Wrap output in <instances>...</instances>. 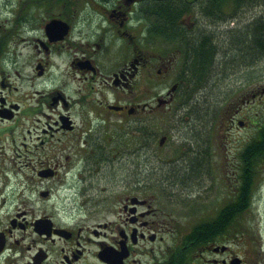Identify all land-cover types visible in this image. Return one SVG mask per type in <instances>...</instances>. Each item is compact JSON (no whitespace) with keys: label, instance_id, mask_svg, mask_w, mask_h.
<instances>
[{"label":"flooded vegetation","instance_id":"flooded-vegetation-1","mask_svg":"<svg viewBox=\"0 0 264 264\" xmlns=\"http://www.w3.org/2000/svg\"><path fill=\"white\" fill-rule=\"evenodd\" d=\"M172 1L0 0V264H264L249 212L264 88L235 110L255 155L237 153L236 184L208 200L167 181L137 128L177 99L181 35L211 31L198 10L168 18Z\"/></svg>","mask_w":264,"mask_h":264},{"label":"rangeland","instance_id":"rangeland-1","mask_svg":"<svg viewBox=\"0 0 264 264\" xmlns=\"http://www.w3.org/2000/svg\"><path fill=\"white\" fill-rule=\"evenodd\" d=\"M259 9H249L251 21L264 19V13H259ZM243 10L245 11V9ZM239 20L244 22V18ZM201 21L206 22L204 19H201ZM215 26V29L210 27L211 30L219 31L227 26V24L224 23L220 26L216 23ZM228 27L231 26L229 25ZM181 67L186 69L184 64H182ZM225 71L223 73L224 77L220 78L218 76L214 81L218 79V81L222 83V89L221 91L218 89V92L221 94L220 92L223 91L224 87L227 98L226 105L218 114L215 121H213L214 125H202L201 127L196 126V128L194 126L193 129L199 132L198 138L191 137L188 127H184L183 125L185 124L182 125L183 122L187 121L182 115L186 113L189 108L181 109L179 104L180 99L178 98L172 105H166L163 106L162 109L149 112L146 124L142 123V126L137 127L146 129V136L144 139L150 154L153 156L151 158L154 162L165 168H171L174 172L179 170L181 174H186L189 177L192 169L188 165L189 161L193 160L194 157H196L197 160L205 158L204 169L202 167L199 175L184 180L182 182L183 185L179 186V190H188L191 195L199 193L201 197L206 200L213 197V188L218 187L219 183H226L229 186L236 184V169L234 167H236L237 163V152L239 151L242 141L249 137L252 132L251 130L246 131L238 129L234 122H230L229 129L226 131L223 124L236 114L235 110L239 106V99L241 96L260 91L264 88V58L252 66L246 68L240 67L236 70L227 69V71ZM188 78L189 77H186V79ZM171 79H174L172 73L169 74L164 81H161L159 86L149 89L147 94V103L149 105H156V99L164 94L162 89L165 92L168 91L172 85V82L170 83ZM203 84L204 81L199 83V85ZM208 89L207 87L205 88L206 91H208ZM213 91L217 92L216 88L212 87V94H214ZM208 96L209 95L206 96L205 93H200L196 97L194 95L193 100L196 103L194 108L202 111L204 107H207V104H211L213 95ZM193 100L189 101L188 105L194 104ZM257 101L263 102L264 97H261ZM250 108L251 106L248 110H250ZM234 121H236L235 118ZM161 136H167V139L163 147L159 148L157 143ZM130 138L138 139L139 134L137 132H131ZM123 144L128 147L133 146L135 142L132 141L131 145V143L127 144V141L124 140ZM203 150H206L204 156L201 154ZM172 174L174 173L172 172ZM258 182L261 184V191L260 193H258V191L255 192L257 194L252 197V206L249 212L252 215V222H254V225L257 223L258 227L264 231V175L259 178ZM210 183V187L205 190ZM233 194V191L228 189V197H231Z\"/></svg>","mask_w":264,"mask_h":264},{"label":"trees","instance_id":"trees-1","mask_svg":"<svg viewBox=\"0 0 264 264\" xmlns=\"http://www.w3.org/2000/svg\"><path fill=\"white\" fill-rule=\"evenodd\" d=\"M197 4V10L201 12L198 20L204 19L214 29L216 23L220 26L227 23V26L219 31L211 30L206 33L196 31L194 39L192 38L193 40L181 35V44L187 48L183 56V64L187 69L184 74L189 77L188 79H183L185 85L191 87V91L184 95L179 104L181 109L189 108L182 115V117L187 119L182 125L185 124L183 126L188 127L190 136L193 138L199 137V132L193 129L194 126L196 128V126L214 125L213 121L224 108V101L226 100L225 89L223 87V91L219 94L218 89L221 91L222 83L218 79L215 81L214 79L218 76L220 78L224 77L223 73L227 69L246 68L264 58V19L251 21L249 17V9L251 8L255 10L260 8L259 13H264V0H198ZM227 4L231 6L229 10L225 7ZM194 6L195 4H187L185 0H173L165 6L166 8L163 12L168 18H171L174 14L172 7H174L176 12H180L179 15L181 16L187 11H192ZM193 14L196 15L195 13ZM197 15L199 14L197 13ZM241 18H244V22L239 20ZM230 22H236L232 28L228 27ZM180 29L182 28L180 27ZM182 38H186V41H183ZM203 81L204 84L199 85ZM206 87L209 88L208 91L205 90ZM212 87L216 88L217 91H213L214 94L211 92ZM200 93H205L206 96L213 95L211 104H207V107H204L202 111L194 108L196 103L193 100L194 95L196 97ZM192 100L194 104L188 105V102ZM260 138L261 142L258 152L262 154L264 150V135H261ZM244 147H246L243 154L245 157L255 155V153L253 154L252 145L249 146L248 142L245 143ZM201 154L204 156L206 150H203ZM204 161L205 158L197 160L196 157L189 161L188 165L192 168L190 178L199 175L202 167L204 169ZM185 175L178 170L172 174V178L168 177L167 181L181 183L189 178ZM181 184L183 185V183Z\"/></svg>","mask_w":264,"mask_h":264},{"label":"water","instance_id":"water-1","mask_svg":"<svg viewBox=\"0 0 264 264\" xmlns=\"http://www.w3.org/2000/svg\"><path fill=\"white\" fill-rule=\"evenodd\" d=\"M163 141H164V139H161V140H160V145L163 143Z\"/></svg>","mask_w":264,"mask_h":264},{"label":"bare ground","instance_id":"bare-ground-1","mask_svg":"<svg viewBox=\"0 0 264 264\" xmlns=\"http://www.w3.org/2000/svg\"><path fill=\"white\" fill-rule=\"evenodd\" d=\"M155 119V118H154Z\"/></svg>","mask_w":264,"mask_h":264}]
</instances>
